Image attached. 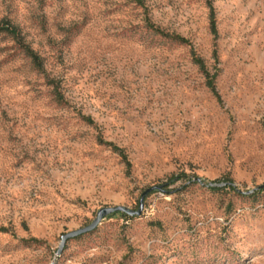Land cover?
I'll return each instance as SVG.
<instances>
[{
	"label": "rangeland",
	"instance_id": "1",
	"mask_svg": "<svg viewBox=\"0 0 264 264\" xmlns=\"http://www.w3.org/2000/svg\"><path fill=\"white\" fill-rule=\"evenodd\" d=\"M213 6L0 0V264H264V0Z\"/></svg>",
	"mask_w": 264,
	"mask_h": 264
},
{
	"label": "trees",
	"instance_id": "2",
	"mask_svg": "<svg viewBox=\"0 0 264 264\" xmlns=\"http://www.w3.org/2000/svg\"><path fill=\"white\" fill-rule=\"evenodd\" d=\"M207 5L209 7L210 10V28H211V33L217 37L218 35V29H217V20H216V14H215V10H214V6H213V0H206ZM153 31H155L156 33L160 34L161 36H163L164 38H168L171 39L177 43L180 44H184V45H189V41L186 40L185 38L181 37V36H171L169 34H166L164 32H162L161 30L151 26L150 27ZM4 35V36H9L11 37L16 44L18 45V47L22 50V52L31 60L32 65L34 66V68L38 71H43L44 70V65L42 62V59L40 58V56L25 42V39L20 31V29L18 27H16L14 24H12L10 21L8 20H2L0 22V36ZM193 54V62L199 67V69L204 73V75L206 76L207 79V86L210 88V90L213 93H216V85H215V78L216 75L211 76V74L207 71V68L203 62L202 59L198 58L195 54L194 51H192ZM53 85H55L52 82ZM54 92H55V96L57 98V100L59 102L63 101V97L62 94L59 92L58 90V86L55 85L54 87ZM89 124H93L92 120H87ZM115 151H117L119 154L123 155L122 150L118 149V148H114ZM193 182V181H192ZM211 188V187H210ZM225 188H229L232 191H236V189L234 188L232 182H230L228 180V182H226L225 184ZM213 190H220V188L217 186L215 188H211ZM116 215H120L123 216L124 218H128L129 216L122 214V213H114L109 215L108 217H113ZM4 231V230H3ZM81 237V236H80ZM79 238V237H78ZM76 238V239H78Z\"/></svg>",
	"mask_w": 264,
	"mask_h": 264
},
{
	"label": "water",
	"instance_id": "3",
	"mask_svg": "<svg viewBox=\"0 0 264 264\" xmlns=\"http://www.w3.org/2000/svg\"><path fill=\"white\" fill-rule=\"evenodd\" d=\"M197 181L201 182V180H197ZM259 189H261V188H259ZM162 190L163 189L161 186H155V187H151V188L147 189L142 194V196L140 198V202H139V208L136 211L130 210L129 208H126L123 206L101 208L97 214V217L89 226L82 228V229H79V230H76V231H72V232L67 233V234L62 236L61 245H60V248H59L57 254L58 255L62 254L64 247H65L67 242H69L75 238H78L84 234H88V233L96 230L97 227L101 224V222L111 214L122 213V214L129 216V217L141 216L142 212L144 210V202H145L146 197L153 192H160Z\"/></svg>",
	"mask_w": 264,
	"mask_h": 264
}]
</instances>
